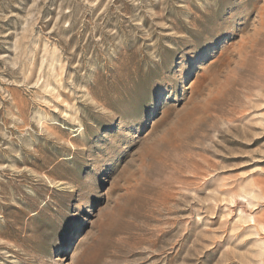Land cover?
Here are the masks:
<instances>
[{
    "label": "rangeland",
    "instance_id": "374dc122",
    "mask_svg": "<svg viewBox=\"0 0 264 264\" xmlns=\"http://www.w3.org/2000/svg\"><path fill=\"white\" fill-rule=\"evenodd\" d=\"M263 67L264 0H0V264H264Z\"/></svg>",
    "mask_w": 264,
    "mask_h": 264
},
{
    "label": "bare ground",
    "instance_id": "6f19581e",
    "mask_svg": "<svg viewBox=\"0 0 264 264\" xmlns=\"http://www.w3.org/2000/svg\"><path fill=\"white\" fill-rule=\"evenodd\" d=\"M264 68V67H263ZM260 70V69H259ZM263 73V72H262ZM264 79V78H263ZM263 95V97H264V94H262ZM262 98V97H261ZM252 197V196H251ZM231 203V202H230ZM247 217H249V216H247ZM243 217L241 216V215H239L238 216V221H243ZM249 219V218H248ZM245 222V221H244Z\"/></svg>",
    "mask_w": 264,
    "mask_h": 264
}]
</instances>
